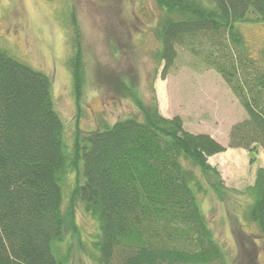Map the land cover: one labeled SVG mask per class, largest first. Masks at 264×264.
I'll list each match as a JSON object with an SVG mask.
<instances>
[{
    "label": "trees",
    "instance_id": "trees-1",
    "mask_svg": "<svg viewBox=\"0 0 264 264\" xmlns=\"http://www.w3.org/2000/svg\"><path fill=\"white\" fill-rule=\"evenodd\" d=\"M165 79L184 48L217 72L246 113L228 134L227 148L264 153V67L245 50L237 24L264 23V0H153ZM68 65L77 109L84 87L83 51L73 12ZM88 134L77 131L71 148L55 111L50 78L0 48V264H68L77 233V200L98 223L97 264H227L197 193L195 168L215 178L207 159L226 148L207 134H192L179 116L156 105ZM250 163L253 158L250 157ZM194 167V168H193ZM73 186L63 206L66 177ZM247 219L264 235V168L256 169Z\"/></svg>",
    "mask_w": 264,
    "mask_h": 264
},
{
    "label": "rangeland",
    "instance_id": "rangeland-1",
    "mask_svg": "<svg viewBox=\"0 0 264 264\" xmlns=\"http://www.w3.org/2000/svg\"><path fill=\"white\" fill-rule=\"evenodd\" d=\"M71 12L83 51L80 110L68 65ZM164 15L153 0H0V48L50 78L68 149L77 129L88 134L126 118L141 119L138 104L144 109L156 105L165 118L179 116L186 131L207 134L226 148L230 128L246 119V113L221 76L184 48H176L173 65L165 79L160 78L163 63L157 27ZM254 18L250 15L252 21L237 24V29L248 55L264 67V23ZM229 152L209 160L222 180L221 194L214 191L215 178L195 168L201 182L200 210L227 264H264V235L246 216L251 203L246 188L252 185L256 169L264 168V153L260 147L254 155L245 150L233 156ZM73 179V173L66 177L63 206ZM74 223L77 233L65 236L57 254L63 255L69 247L68 264H97L93 242L98 223L78 200Z\"/></svg>",
    "mask_w": 264,
    "mask_h": 264
},
{
    "label": "crops",
    "instance_id": "crops-1",
    "mask_svg": "<svg viewBox=\"0 0 264 264\" xmlns=\"http://www.w3.org/2000/svg\"><path fill=\"white\" fill-rule=\"evenodd\" d=\"M229 151H231V153H230ZM237 151H244V150H242V149H234V148H227L226 151L223 152V153H228V152H229L230 155L233 156V155H237V154H238ZM236 153H237V154H236ZM216 155H221V153H220V154H216ZM216 155H214V156H212V157H209V158H208V163H209L210 158H213V157H215Z\"/></svg>",
    "mask_w": 264,
    "mask_h": 264
}]
</instances>
